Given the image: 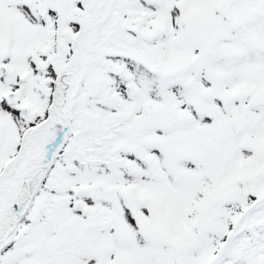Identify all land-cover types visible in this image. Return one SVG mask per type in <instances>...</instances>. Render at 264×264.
Listing matches in <instances>:
<instances>
[{
	"label": "snow or ice",
	"instance_id": "6c2138e0",
	"mask_svg": "<svg viewBox=\"0 0 264 264\" xmlns=\"http://www.w3.org/2000/svg\"><path fill=\"white\" fill-rule=\"evenodd\" d=\"M0 264H264V0H0Z\"/></svg>",
	"mask_w": 264,
	"mask_h": 264
}]
</instances>
